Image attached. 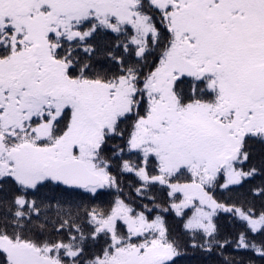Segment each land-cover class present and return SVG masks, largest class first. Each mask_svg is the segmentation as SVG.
<instances>
[{"label": "snow or ice", "instance_id": "obj_1", "mask_svg": "<svg viewBox=\"0 0 264 264\" xmlns=\"http://www.w3.org/2000/svg\"><path fill=\"white\" fill-rule=\"evenodd\" d=\"M0 264H264V0H0Z\"/></svg>", "mask_w": 264, "mask_h": 264}]
</instances>
